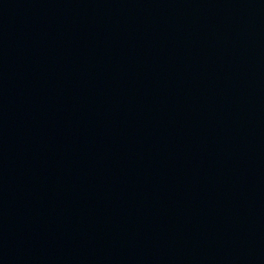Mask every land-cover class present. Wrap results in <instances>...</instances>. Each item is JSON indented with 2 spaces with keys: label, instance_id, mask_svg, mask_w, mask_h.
Masks as SVG:
<instances>
[{
  "label": "water",
  "instance_id": "1",
  "mask_svg": "<svg viewBox=\"0 0 264 264\" xmlns=\"http://www.w3.org/2000/svg\"><path fill=\"white\" fill-rule=\"evenodd\" d=\"M0 264H264V0H0Z\"/></svg>",
  "mask_w": 264,
  "mask_h": 264
}]
</instances>
